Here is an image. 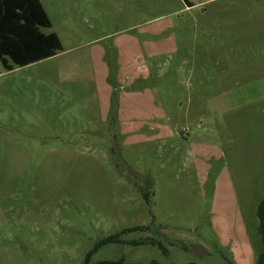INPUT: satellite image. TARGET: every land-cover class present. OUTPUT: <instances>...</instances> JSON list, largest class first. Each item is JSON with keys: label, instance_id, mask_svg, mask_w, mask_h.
I'll return each instance as SVG.
<instances>
[{"label": "rangeland", "instance_id": "obj_1", "mask_svg": "<svg viewBox=\"0 0 264 264\" xmlns=\"http://www.w3.org/2000/svg\"><path fill=\"white\" fill-rule=\"evenodd\" d=\"M42 1L62 49L0 60V264H256L264 0Z\"/></svg>", "mask_w": 264, "mask_h": 264}, {"label": "trees", "instance_id": "obj_2", "mask_svg": "<svg viewBox=\"0 0 264 264\" xmlns=\"http://www.w3.org/2000/svg\"><path fill=\"white\" fill-rule=\"evenodd\" d=\"M51 27L50 18L40 0H0V60L3 67L10 71L15 67L27 66L56 55L62 49L59 36L55 32L44 33L41 30V28ZM145 196L148 197L147 194ZM257 216L262 252L256 264H264V200L258 206ZM150 229V227L142 226L129 228L126 231ZM115 239L116 236H109L105 242L114 241ZM142 243L161 247L160 243L153 238H146L142 240ZM225 259L227 262L224 264H236L233 258ZM117 264L140 263L120 261ZM149 264L160 263L152 261Z\"/></svg>", "mask_w": 264, "mask_h": 264}, {"label": "water", "instance_id": "obj_3", "mask_svg": "<svg viewBox=\"0 0 264 264\" xmlns=\"http://www.w3.org/2000/svg\"><path fill=\"white\" fill-rule=\"evenodd\" d=\"M191 251L199 259L204 258L208 254V251L200 244H194L191 247ZM104 264H117V263H104Z\"/></svg>", "mask_w": 264, "mask_h": 264}, {"label": "crops", "instance_id": "obj_4", "mask_svg": "<svg viewBox=\"0 0 264 264\" xmlns=\"http://www.w3.org/2000/svg\"><path fill=\"white\" fill-rule=\"evenodd\" d=\"M211 1V0H208ZM40 2L42 3L43 7L46 10V7L44 5V2L42 0H40ZM185 4H186V9L191 8V7H195L197 4H195L192 0H184ZM47 12V11H46ZM48 14V13H47ZM45 28H41V30L44 32ZM45 33V32H44Z\"/></svg>", "mask_w": 264, "mask_h": 264}]
</instances>
